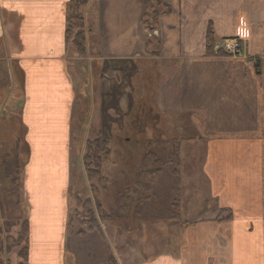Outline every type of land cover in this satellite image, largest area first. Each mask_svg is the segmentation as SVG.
<instances>
[{
  "label": "crops",
  "instance_id": "0c3cea01",
  "mask_svg": "<svg viewBox=\"0 0 264 264\" xmlns=\"http://www.w3.org/2000/svg\"><path fill=\"white\" fill-rule=\"evenodd\" d=\"M73 1L0 0V160L8 162L21 146L30 232L41 246L32 248L28 264H109L113 255L111 240L101 251L102 232L78 233L71 252L58 228L72 181L77 88L66 33ZM78 1L88 49L101 62L123 61L121 74L131 62L138 85L154 92L153 112L194 113L191 126L214 146L202 171L220 199L217 215L186 219L178 249L171 239L168 252L139 264H264V0H155L153 33L145 25L153 14L146 0ZM210 30L217 40L243 39V56L209 54ZM210 115L219 123L215 134L204 126ZM48 195L57 205L46 203L44 214ZM40 211L44 226L34 219Z\"/></svg>",
  "mask_w": 264,
  "mask_h": 264
},
{
  "label": "rangeland",
  "instance_id": "374dc122",
  "mask_svg": "<svg viewBox=\"0 0 264 264\" xmlns=\"http://www.w3.org/2000/svg\"><path fill=\"white\" fill-rule=\"evenodd\" d=\"M155 6L154 3L152 9ZM73 21L74 33L81 31L85 35L84 51L72 41L68 43L78 92L70 139V202L67 219L64 218L58 228L65 229L71 252L76 241L74 237L81 231L86 234L102 232L101 251L105 253L108 246L111 247L110 240L113 243L109 264H139L144 259L168 252L171 239L177 241L178 249L186 219L193 221L201 216L217 215L220 199L212 197L208 187L210 181L203 177L202 171L213 157L214 146L199 125H195L197 128L191 126L194 113H154V92L152 88L148 91L142 82L138 85L131 62L122 74L123 61L107 56L101 62L99 52L87 47L85 18ZM158 26L153 21L149 28L153 33ZM150 52L155 53L151 49ZM231 118V115L226 116V120ZM203 122L207 133L218 131L216 115H210ZM99 136L107 140L105 148L110 154L92 153V168L99 170L103 178L90 179L85 169L87 147ZM14 157L10 155L8 162L0 160V264H21L23 259L19 253L25 244L28 256L33 247L34 251L41 250L35 240L37 232L32 236L30 226L27 243H18L25 219L30 221L33 217L29 203L24 200L25 192L22 191V198L18 193V163ZM24 179L23 175L22 188ZM76 196L82 201L92 198V204L88 209L83 208ZM50 200V195L44 200V214L45 210L49 213L46 203L57 205V200ZM44 214L40 211L34 217L38 226H44L41 223ZM89 225L98 230L88 231ZM61 246V242H56L55 247L60 249Z\"/></svg>",
  "mask_w": 264,
  "mask_h": 264
},
{
  "label": "trees",
  "instance_id": "16d2710c",
  "mask_svg": "<svg viewBox=\"0 0 264 264\" xmlns=\"http://www.w3.org/2000/svg\"><path fill=\"white\" fill-rule=\"evenodd\" d=\"M158 1V0H156ZM155 0H146V10L150 13L152 12L153 14L151 16H149L148 18L150 19H146L145 20V25L149 28L152 27V23L153 21L157 22L158 21V14L156 12H153V5H154ZM78 4L79 1L78 0H74L71 4V14L69 17V25H68V29H67V33H66V42L70 43L71 41L73 42L74 45L79 47L80 51H84V47L82 46V42L84 41V37L85 35L83 34V32H75L74 33V27L75 23L73 20H75L77 18V20H83V18L80 16V14H78ZM150 29V28H149ZM151 30V29H150ZM73 38V40H72ZM217 38H215V35L212 33V31L210 30V32L208 33L207 36V48H208V53L211 55H223V51L220 49H215V44L217 43ZM108 145V142L106 139L102 138V137H98L96 140L94 141H90L88 143V153L87 156L85 158V169L86 172L88 173V176L90 179H95V178H103L101 177L102 175H100L99 170H95L92 168V153H102L105 155H109L110 152L108 149L105 148V146ZM20 153H21V146L18 145L17 149H16V154H15V160L18 163V181H16L17 183V189H18V193L20 194V197L22 198V165H20ZM157 161V159H156ZM77 199V203L80 204L83 208L88 209L89 205L92 204V198H88L85 201H82V199H80V197L76 196ZM78 214V213H77ZM231 216L229 215L228 218H230ZM69 226H71L72 224V220L69 219L68 220ZM92 225H89V229L88 231H95L98 229L92 228ZM94 229V230H93ZM21 235L19 236L18 239V243L22 244V243H27L28 241V236H29V220L26 218L23 225H22V229L20 231ZM85 231H81V234H84ZM19 256L21 257V259H23V262H21V264H27L28 263V247L26 246V244L24 245V247L21 249Z\"/></svg>",
  "mask_w": 264,
  "mask_h": 264
},
{
  "label": "built area",
  "instance_id": "2783aa9c",
  "mask_svg": "<svg viewBox=\"0 0 264 264\" xmlns=\"http://www.w3.org/2000/svg\"><path fill=\"white\" fill-rule=\"evenodd\" d=\"M226 47L228 49V52L233 55H239L240 54V47L239 43L236 40H231L226 43Z\"/></svg>",
  "mask_w": 264,
  "mask_h": 264
}]
</instances>
